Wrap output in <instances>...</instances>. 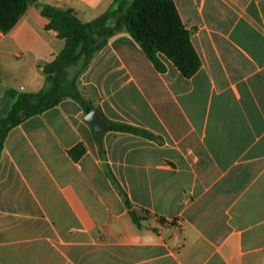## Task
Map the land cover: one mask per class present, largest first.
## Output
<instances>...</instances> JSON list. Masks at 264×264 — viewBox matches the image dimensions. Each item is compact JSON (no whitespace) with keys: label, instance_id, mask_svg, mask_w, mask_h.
Listing matches in <instances>:
<instances>
[{"label":"crops","instance_id":"0c3cea01","mask_svg":"<svg viewBox=\"0 0 264 264\" xmlns=\"http://www.w3.org/2000/svg\"><path fill=\"white\" fill-rule=\"evenodd\" d=\"M173 1L200 60L191 77L163 55L157 71L121 31L78 77L104 131L65 98L7 132L0 264H264V0ZM42 4L89 22L115 0L31 1L0 31V97L46 87L64 40Z\"/></svg>","mask_w":264,"mask_h":264},{"label":"trees","instance_id":"16d2710c","mask_svg":"<svg viewBox=\"0 0 264 264\" xmlns=\"http://www.w3.org/2000/svg\"><path fill=\"white\" fill-rule=\"evenodd\" d=\"M29 4L28 0H0V31L9 32ZM40 14L48 20L46 28L54 30L64 40V45L42 68L46 81L44 89L34 93L8 91L16 99L5 115L0 113V152L10 128L65 98L75 100L84 113L94 107L79 89L78 77L106 45L108 38L118 32L127 31L159 72L165 70L160 55L187 78L200 67L190 33L182 23L173 0H115V6L89 22H82L70 8L49 4L40 5ZM69 68H74V71H69ZM90 89L94 92V87L90 86ZM108 129L156 138L145 129L124 123L111 122ZM125 202L131 206L127 200ZM130 215L133 222L139 224L136 211H131Z\"/></svg>","mask_w":264,"mask_h":264},{"label":"water","instance_id":"95a60500","mask_svg":"<svg viewBox=\"0 0 264 264\" xmlns=\"http://www.w3.org/2000/svg\"><path fill=\"white\" fill-rule=\"evenodd\" d=\"M31 2V0H28ZM86 121H88L94 131L102 132L107 127V121L101 116L100 110L98 107H93L84 117Z\"/></svg>","mask_w":264,"mask_h":264},{"label":"rangeland","instance_id":"374dc122","mask_svg":"<svg viewBox=\"0 0 264 264\" xmlns=\"http://www.w3.org/2000/svg\"><path fill=\"white\" fill-rule=\"evenodd\" d=\"M130 1V0H129ZM16 88V91H17V93H27L28 92V90L27 89H24V91H20L19 89H18V85L15 87ZM11 99L13 100H15L16 98H10L9 96H7L6 98L4 97H0V105L2 104V102L4 101L5 102V100H9V101H11ZM6 110H7V108L6 107H4L3 108V112L1 113V115H5V113H6Z\"/></svg>","mask_w":264,"mask_h":264}]
</instances>
